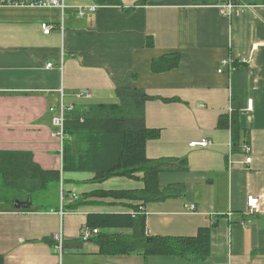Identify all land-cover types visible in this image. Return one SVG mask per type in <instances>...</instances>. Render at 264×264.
<instances>
[{
    "label": "crops",
    "instance_id": "crops-1",
    "mask_svg": "<svg viewBox=\"0 0 264 264\" xmlns=\"http://www.w3.org/2000/svg\"><path fill=\"white\" fill-rule=\"evenodd\" d=\"M112 1L64 0L63 30L48 34L40 25H58L59 8L0 5V150L28 151L43 169H61L50 106L114 103L117 89H142L153 97L144 103L145 125L160 132L146 142V157L187 163L186 169L159 172V187L177 185L179 193L144 205L147 234L191 237L210 227L209 254L104 255L89 240L70 244L86 231L88 213L130 212L125 205L142 204L121 200L118 206L109 197L90 198L103 204L75 211L62 204L91 191L143 187L126 177L92 183L93 173L70 172L62 174L60 197L46 209L14 210L0 200L3 264H264V5L235 0L244 5L228 15L221 13L222 0ZM90 6L95 11L76 15ZM168 54L179 55L177 66L153 72V60ZM229 57L233 64L218 72ZM84 91L90 97L79 96ZM232 102L248 136L237 152L230 128L218 126ZM202 139L210 144L190 146ZM246 144L249 164L242 152ZM249 195L258 198V207L244 215ZM190 204L195 211L187 209ZM58 233L67 244L61 252L54 248Z\"/></svg>",
    "mask_w": 264,
    "mask_h": 264
},
{
    "label": "trees",
    "instance_id": "trees-1",
    "mask_svg": "<svg viewBox=\"0 0 264 264\" xmlns=\"http://www.w3.org/2000/svg\"><path fill=\"white\" fill-rule=\"evenodd\" d=\"M3 1L11 2L12 5H24L25 2L37 3L40 0ZM100 2L115 3L112 0ZM250 4L264 5V0H255ZM148 45L151 43L148 42ZM178 57V54H168L154 59L151 70H170L177 66ZM115 92L117 102L80 103L64 111L65 138L62 145L61 169H43L28 151L0 150V200L6 201L9 208L17 210L13 207V201L24 200L30 195L33 204L23 210L35 207L46 209L55 198H59L60 183L64 182L62 174L70 172L93 173V178L88 180L92 183H101L112 177L140 180L143 182L141 189L91 191L62 204V208L75 211L84 206L103 204L90 198L109 197L118 201V206H121V200L139 201L142 207L125 205L132 209L130 212L87 214L86 229L91 232L97 230L88 240L98 246L100 254L141 253L144 256L204 258L210 250V227L199 228L197 234L191 237L147 234L146 215L140 208H144L146 203L163 201L179 193L177 185L159 187V172L186 169L187 163L186 159L147 158L146 142L158 138L160 133L157 129L146 127L144 122V103L153 97L138 88L117 89ZM218 126L230 128L232 151L237 152L241 144L248 143V136L241 126L239 109L233 102L231 115L219 116ZM51 194H54L52 202L35 204V200L45 199ZM65 197L63 194L62 198ZM55 208H59V204ZM82 242L80 238L70 244L79 246ZM66 246L63 241L62 248L65 249ZM0 264H3L1 256Z\"/></svg>",
    "mask_w": 264,
    "mask_h": 264
},
{
    "label": "built area",
    "instance_id": "built-area-1",
    "mask_svg": "<svg viewBox=\"0 0 264 264\" xmlns=\"http://www.w3.org/2000/svg\"><path fill=\"white\" fill-rule=\"evenodd\" d=\"M223 2L221 3V5H219L220 9H221V13L224 14H230L232 12L233 9L243 6L244 4L241 3H236L235 0H222ZM0 5H4L0 2ZM24 5H34V6H41V7H57L61 10L62 12V19L59 22L58 25H53L51 23H47V22H42L40 27L43 31V33L48 34L50 33L54 28H58L59 31L63 30V12L65 10V4H64V0H40L39 2L35 3V2H25ZM96 6H90L88 8L82 7V8H78L76 9V15L78 17H82L84 16V14L88 11H95ZM232 59L226 58V59H222L220 61V66L218 69V72L222 71V68L224 67H230L233 63H232ZM52 64L51 63H47L46 67L49 68L51 67ZM79 96H85V92H81L79 93ZM89 96V95H88ZM252 105H253V101L252 99H248L247 101V105H246V110L250 111L252 109ZM68 107H66L62 102H58L57 105L54 106H50L48 108L49 112L51 113V125H52V133L51 135L58 139L62 148L63 145V141L65 138L64 135V131H63V122H64V111L67 109ZM231 111V109H229V112ZM209 144V141L207 140H200V141H192L190 143V146H207ZM243 152H245L246 154H249L251 151L250 146L248 145H244L242 147ZM251 161V156L250 155H246L245 157V162L248 163ZM73 198H75L76 196L73 195ZM257 207H258V198L254 195H249L246 198V210L244 212V215H252L254 213H256L257 211ZM190 210L194 209V206L191 205L189 207ZM231 215V212H228V216ZM94 232H97V230H94ZM89 238V232L85 231L84 233H82L81 235V239L83 241H86ZM62 235L61 233H58L55 235V250L61 252L62 251ZM60 264V263H57Z\"/></svg>",
    "mask_w": 264,
    "mask_h": 264
},
{
    "label": "bare ground",
    "instance_id": "bare-ground-1",
    "mask_svg": "<svg viewBox=\"0 0 264 264\" xmlns=\"http://www.w3.org/2000/svg\"><path fill=\"white\" fill-rule=\"evenodd\" d=\"M0 2L2 3V4H4V5H12L11 4V2H4L3 0H0ZM5 3H7V4H5ZM16 5V4H15ZM225 68V67H224ZM224 68H222V71L224 70ZM219 69V68H218ZM218 71V70H217ZM221 71V72H222ZM85 92V91H84ZM89 95V96H88ZM85 97H90V93H88V92H85ZM248 101V100H247ZM246 105H247V102H246ZM229 109H231V111L229 112ZM231 112H232V108H228V111H227V114H228V116H230L231 115ZM202 140H206V139H202ZM207 141H209V140H207ZM209 144H210V141H209ZM208 144V145H209ZM246 145H248V146H250V148H251V145L250 144H246ZM193 147V146H192ZM242 152H243V150H242ZM243 154H244V156L246 157V155H250L251 156V151H250V153L249 154H246L245 152H243ZM251 159H252V157H251ZM251 162V161H250ZM250 162H248V163H246V164H249ZM191 205H193V204H190L188 207H187V209L189 210V211H195L196 210V207H195V205H193L194 206V209H192V210H190L189 209V207L191 206ZM140 210H142L143 211V209L142 208H140ZM86 231H88L89 232V238L92 236V234H94V233H96V232H94V230L91 232V231H89V230H87L86 229ZM88 238V239H89ZM87 239V240H88ZM62 242H63V239H62Z\"/></svg>",
    "mask_w": 264,
    "mask_h": 264
},
{
    "label": "water",
    "instance_id": "water-1",
    "mask_svg": "<svg viewBox=\"0 0 264 264\" xmlns=\"http://www.w3.org/2000/svg\"><path fill=\"white\" fill-rule=\"evenodd\" d=\"M12 204H13V207L15 209L23 210V209H27V208L31 207L33 202H32L31 196L28 195L27 198L24 200L15 199Z\"/></svg>",
    "mask_w": 264,
    "mask_h": 264
},
{
    "label": "rangeland",
    "instance_id": "rangeland-1",
    "mask_svg": "<svg viewBox=\"0 0 264 264\" xmlns=\"http://www.w3.org/2000/svg\"><path fill=\"white\" fill-rule=\"evenodd\" d=\"M112 102V101H111ZM59 197H60V195H59ZM53 199H54V194H51V195H47L46 197H45V199H42V200H38V201H36V205H42L43 203H50V202H52L53 201ZM59 203H60V200H59Z\"/></svg>",
    "mask_w": 264,
    "mask_h": 264
}]
</instances>
